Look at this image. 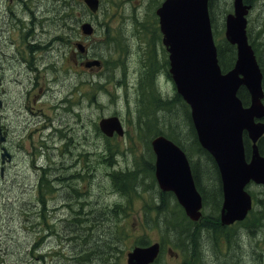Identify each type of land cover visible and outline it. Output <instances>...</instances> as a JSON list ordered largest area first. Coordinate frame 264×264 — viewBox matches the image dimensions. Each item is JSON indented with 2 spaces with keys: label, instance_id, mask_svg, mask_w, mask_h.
<instances>
[{
  "label": "rangeland",
  "instance_id": "rangeland-1",
  "mask_svg": "<svg viewBox=\"0 0 264 264\" xmlns=\"http://www.w3.org/2000/svg\"><path fill=\"white\" fill-rule=\"evenodd\" d=\"M161 1L100 0L99 10L96 14L91 15L82 0H69V4L75 7L73 13L69 11L70 16L85 17L86 19H88V16L105 18L106 23L104 26L108 27L107 32L94 35L95 41L103 40L99 46L100 54L105 59V67L108 72L104 78H99L96 74L90 77L92 81L95 78L101 79L104 84L95 88L92 86L93 83H90L89 86L85 84L81 90L79 89L81 94L79 98L83 100V103L89 100L92 93H95L99 100V103L97 102L90 109L88 104L85 105L84 119L93 122V120L97 121L104 116L115 114L121 118L125 133L123 137L100 138V141L93 140L92 142L88 141L87 131H82L81 128L58 133L60 129L64 130L66 125L72 126L74 123L78 125L76 115H81L74 113L71 109V106L77 103L78 99L76 96H71L67 98V100H70L68 105L70 109L67 111V109L63 110L61 108L62 110L57 114L59 125L55 132L56 147L49 149L41 146L37 152L28 143L23 142L21 145V142H19L20 148L15 149L16 164L11 167L9 176L5 179V184L0 183L2 185V188L0 186L1 260H19L18 257H22L19 253L20 249L27 245V240L32 238L30 236H34L36 251H38V253L35 252V255L43 258V263L46 261L47 264H64L58 261L56 255L60 249H65L63 252L69 253L75 261H83L85 252H88L94 253L95 256L99 255L104 259L107 258L108 262L113 264H126V253L139 242L145 241L149 244L159 239L164 244L160 264H264V195L260 193L259 188L254 186L249 188L258 207L255 216L246 222L235 223L228 227L225 233L229 242L224 237L203 236L198 247V258L194 260L191 259L190 253H188L185 237L169 231L171 229L163 223L162 213L157 212L155 209L158 189L143 163V160H151L152 162L148 141L152 135L159 131L170 134L183 143L186 151L194 161L196 159L195 151L194 147L189 144L190 135L187 129L185 111L178 113L176 107L170 103L165 119H161L157 115H144L146 108L136 96L135 87L124 85L121 82L118 83L117 70L127 65L130 73V60L135 59L132 53L137 47L135 43L138 38L150 40V31L153 26L151 22L156 18L155 9ZM231 2L232 0H213L211 11L212 30L214 39H217L218 42L223 37L221 24L225 15L230 11ZM256 11L258 12L257 9ZM257 12L248 15L247 31L251 35L259 31L258 29L264 31V15L261 18ZM55 59L57 62V77L70 79L72 76V74H69L72 66L71 55L58 50L55 53ZM70 87V83L58 84L56 86V97L58 98L59 94L61 97L58 99H66L63 97L67 91L65 88L69 89ZM166 92L171 93L169 84L166 85ZM58 138L62 140L59 142ZM69 138L71 139L70 142ZM106 148H109V154L107 155L105 152L106 158L110 155L112 161L110 166L102 164L98 156L96 159L90 160L94 155L105 156L103 153ZM68 149L70 155L67 156ZM51 158L70 161L73 168L79 170V174L81 171L84 172L82 181L74 184L78 188L81 200L84 201V208H88L91 196L92 206L108 203L124 210L125 214L118 221L120 226L113 235L116 241V249L111 250L110 255L107 256L101 249L93 250L89 246L88 243L96 235H92L87 230L88 226L79 224L75 219L62 222L67 216L64 212L61 213L63 210L51 218L53 224H48L42 220L37 222L36 219L35 227L29 224V221L32 220L24 216L22 207L17 209L16 212L12 211L11 203L15 202L17 207L20 206V203L14 197L22 200L26 199L27 201L30 196H35L34 189L29 186V183L33 181L34 174L32 170L35 162L38 163L41 159L44 164L46 161H50ZM198 166L201 176L205 178L210 175V167L204 160H198ZM133 168L137 173L135 186L138 188V192L132 190L128 196H124L116 190V186L107 184L103 180L106 178L105 173L108 171H128ZM25 182L26 186L24 187ZM57 186L55 201L59 207L61 205V207H65L64 204H67L68 208L78 206V196L73 202L71 198H65L66 191L57 195L58 190L65 188L64 185ZM111 191L116 192V194ZM50 196L51 194L45 198V201H49ZM3 203L9 204V207L1 206ZM161 206L167 207L166 213L170 214L168 216L169 220L173 221L176 207L170 201V198ZM209 212L210 209L203 210L204 215L209 214ZM201 222H205V217H202ZM8 224H10V227L7 228L6 225ZM62 225L67 232L68 239L59 241ZM39 230L41 231L38 232ZM9 241L11 242L10 245ZM182 245L183 247L180 248ZM168 249H171L172 253L169 254ZM180 252L185 254H180ZM174 254H178V256L174 257Z\"/></svg>",
  "mask_w": 264,
  "mask_h": 264
},
{
  "label": "flooded vegetation",
  "instance_id": "flooded-vegetation-1",
  "mask_svg": "<svg viewBox=\"0 0 264 264\" xmlns=\"http://www.w3.org/2000/svg\"><path fill=\"white\" fill-rule=\"evenodd\" d=\"M67 2L71 6L69 0ZM244 3L249 6V14H255L257 9L260 17L264 15V1L252 3L244 0ZM69 11L66 22L62 23L59 21L61 17L57 16L56 0H0V183L5 184L11 167L16 164L15 149L20 148L19 142L21 145L23 142L28 143L37 152L41 146L49 149L56 147L55 132L59 125L57 114L62 109L67 111L70 109L68 108L70 100L67 98L85 84L88 86L93 82L104 84L103 80L95 78L92 81L90 77L96 74L99 78H104L108 72L105 59L100 54L99 46L103 40H94L95 34L108 31V27L104 26L106 19H100L98 16H88V19L73 17ZM85 22H89L94 28L91 36H85L80 31V26ZM151 23L153 26L150 40L137 39L136 50L132 51L135 59L130 60V73L127 65L118 69L117 82L135 87L136 96L146 101L144 114L160 113L161 118L165 119L169 102H174L178 111L184 109L185 103L174 90L169 74L168 53L162 44L158 18H154ZM221 42L224 46L223 61L230 70L236 60V49L224 38ZM248 42L253 48L260 69L264 72V49L259 48V45L264 44V32L254 33L248 38ZM58 50L71 55L70 79L57 77L55 53ZM94 60L100 62L99 66H88L89 62ZM113 79L115 80L114 74ZM62 83H70L71 86L69 89L65 88L67 91L64 93L63 97L66 98L64 100L58 99L61 97L59 94L58 98L56 97V86ZM167 84L170 85V94L166 92ZM242 92L244 96H248L247 91ZM76 97L79 102L72 106L75 108L81 104L83 109L81 112H74L81 115L79 117L76 115L78 127L76 123H74L76 127L66 125L64 130L60 129L58 133L81 128L79 120L84 118V108L88 102L83 103L82 99ZM262 101L264 104V96ZM262 122L264 123V118ZM81 129L83 131V128ZM58 140L60 142L62 139ZM246 141L250 150L251 142L248 138ZM258 147L260 155L264 157V135L259 139ZM69 151L68 149L67 156L70 155ZM32 171L34 177L29 186L34 189V197L39 199L45 191V183L49 184L51 190L49 201L38 200L39 203L32 208V214L36 216L37 222H40L42 215H50L47 223L53 224L51 218L61 210H63L61 213L67 215L64 219L71 221L72 208H68L67 204H64L65 207H61L62 205L59 207L55 201L58 180L64 177L60 175L61 173L69 172L75 179L82 181L84 172L81 171L79 174V170L74 169L70 161L53 158L44 164L41 159L38 163L35 162ZM0 186L2 188L1 184ZM172 198L175 200L174 196ZM257 210V204L252 197L251 210L243 222L255 216ZM64 239L67 240L68 237ZM159 243L163 250L160 240Z\"/></svg>",
  "mask_w": 264,
  "mask_h": 264
},
{
  "label": "water",
  "instance_id": "water-1",
  "mask_svg": "<svg viewBox=\"0 0 264 264\" xmlns=\"http://www.w3.org/2000/svg\"><path fill=\"white\" fill-rule=\"evenodd\" d=\"M209 0H164L156 9L162 43L168 52L169 73L178 95L190 109L197 141L212 157L218 169L222 190L219 221L229 226L242 221L251 209L246 186L253 182L264 186V157L258 153L257 140L264 133L262 73L247 42L248 6L232 0V13L225 16V39L236 47L234 67L221 73L213 41ZM91 12L98 0H84ZM85 35L93 31L81 26ZM99 66L98 61L88 66ZM247 90L250 102L243 106L237 96ZM99 130L106 136H123L116 116L101 119ZM252 142L249 161L245 159L243 135ZM155 156L154 177L162 192H171L192 222L201 217L202 198L196 189L185 153L165 136L150 141ZM168 252H170L168 250ZM160 253L157 242L136 246L126 253V264H153ZM176 257V255H175Z\"/></svg>",
  "mask_w": 264,
  "mask_h": 264
},
{
  "label": "trees",
  "instance_id": "trees-1",
  "mask_svg": "<svg viewBox=\"0 0 264 264\" xmlns=\"http://www.w3.org/2000/svg\"><path fill=\"white\" fill-rule=\"evenodd\" d=\"M250 1V0H249ZM60 2L63 5V7L58 8V12L60 11L65 12V0H58V4L60 5ZM212 6H213V0L209 1V11H210V19L212 20L211 17V11H212ZM65 17V14H63ZM212 23V22H211ZM258 33H262L260 29H258ZM264 45L261 46V48ZM217 57H218V63L219 66L222 70V72H225L228 67L226 66L225 62L223 61V55H222V49H223V44H217ZM95 88L101 87V84L93 82V85ZM81 90V88H80ZM244 89L241 88L238 92V97L241 100L243 106H248L249 105V97L244 96L243 91ZM80 92L76 91L73 93V96H78L80 97ZM88 102V107L89 109L93 107L97 102L99 103V100L96 96L95 93H92ZM140 103L142 105H145L146 101L144 98L140 99ZM71 109L74 110V112H81L82 106L81 104H78L75 106H71ZM185 111V119L187 123V129L190 135V140L189 144H191L194 147L195 151V158L196 160L193 161L189 153L186 151L185 147L183 146V143L171 136L170 134L163 133L162 131H159L158 133L152 135L150 140L154 138L155 136L158 135H163L173 141L176 145H178L184 152H186V155L190 161L191 164V171L193 175V179L195 181V185L199 193L201 194L202 197V202H203V210L210 209L209 214L204 215L202 214L203 217H205V222H201V219L197 223L191 222L183 213L182 209L177 205L175 200L172 198L173 195L170 193H162L159 190H157V203L155 206V209L157 212L162 213L163 215V223L165 224L166 227H168L169 231L175 232L178 235H182L186 239V246L187 250L190 253V257L192 260L195 258H198V247L201 243V239L203 236L206 235H211L212 237H224L227 242H229V239L227 238V234L225 233V230L228 227H222L219 224L218 221V213L219 209L221 206L222 202V193H221V186L219 182V177L217 174V170L215 168V165L213 163L212 158L210 155L203 150L195 136L194 129L192 127V123L190 120V114H189V109L188 106L185 105L184 107ZM155 115V114H154ZM79 117V116H78ZM82 118V117H81ZM72 127H76V125H72ZM78 127V125H77ZM79 127L83 128V130L87 131V138L88 141L92 142L93 140L100 141V133L98 132L97 126H96V121H88L84 118L79 120ZM148 141V143L150 142ZM244 146H245V152L248 155L249 153V148H248V142L246 141V138H244ZM149 147V144H148ZM109 148H106L104 150V155L105 152L108 153ZM89 154V153H88ZM151 159H153V154L150 152ZM100 159V162L102 164H106L108 166L111 165L112 161L110 159V155L106 158V155H94L93 158H90V160L96 159V157ZM198 160H204L207 165H209V171L210 175L207 177H203L200 174V169L198 166ZM144 165L146 166L147 172L151 176L152 180L154 181L153 177V164L150 161H145L143 160ZM60 175H63L64 177L62 179L58 180V185H64L65 188H62L61 190L57 191V195H60L61 193L66 191L65 198H71L73 202L78 196V206H72L71 210V219H75L78 221L79 224L83 226H88L87 230L90 231L92 235H96V237H92V241H90L88 244L93 250H99L101 249L106 255H110V251L116 249V241L114 238V233L117 232L116 230L120 226L118 224L119 218L125 214L124 210L121 209L120 207L113 206L108 203H103L100 204V206H92L91 204V196H90V204L88 208H84L83 204L84 201L81 200V195L78 192V188L75 183L81 182L80 179H75L74 175L70 174L69 172H64L61 173ZM105 177L103 180L106 181L107 184H113L116 186V190L119 193H122L124 196H128L130 191L138 192V188L135 186L136 185V177L137 173L135 169H131L128 171H117V170H111L105 173ZM45 191L40 195L39 201L41 202L45 201V198L50 195L51 190L49 189V184L45 183ZM112 193L116 194V192L111 191ZM170 201L174 204L176 207V214H174L173 221L169 220V215L167 212V207L161 206L162 203L165 201ZM16 201L20 203V206L17 207L15 202L11 203V209L12 211H15L19 209L20 207L23 208V214L27 218H30L29 224L33 227H35V221H36V216L32 214V208L34 205L38 204L39 201L36 199V197L30 196V198L26 201L22 200L20 198L14 197ZM65 200L63 201V203ZM1 206H7L9 207V204L3 203ZM167 215V216H166ZM42 221H45L46 223L49 220V216L47 215H42L40 217ZM65 219H63L62 222H64ZM6 227H10V224L6 225ZM34 231V230H33ZM36 232V231H34ZM61 234H59V241L67 237V232L64 229V226L62 225ZM33 235V234H32ZM30 240H27V245L23 248L20 249L19 253L22 255L19 256V260H14V261H7V260H1L0 259V264H47L46 261L43 263V258H41L38 255H35L36 251V241L34 236ZM11 242L9 241V245ZM147 245L145 241H141L137 244V246H145ZM180 246V248H182ZM65 250V249H64ZM64 250H59L58 254V261L64 264H113L108 262L107 258H101L99 255H93L94 253H88L85 252V259L83 261H75L71 257L69 253H64ZM27 251V253H25ZM185 254L183 252H180V254ZM106 256V257H107ZM40 258V260H38ZM160 258L161 255L155 260L153 264H160Z\"/></svg>",
  "mask_w": 264,
  "mask_h": 264
},
{
  "label": "bare ground",
  "instance_id": "bare-ground-1",
  "mask_svg": "<svg viewBox=\"0 0 264 264\" xmlns=\"http://www.w3.org/2000/svg\"><path fill=\"white\" fill-rule=\"evenodd\" d=\"M33 3V2H32ZM51 12V11H50ZM53 14V13H52ZM50 16V15H49ZM48 16V17H49ZM50 18H52L51 16H50ZM45 19V18H44ZM52 20V19H51ZM56 25V24H55ZM63 28V27H62ZM42 33V32H41ZM52 37V36H51ZM54 40V39H53ZM52 47V46H51ZM40 53V52H39ZM127 81V80H126ZM137 87V86H136ZM133 90V89H132ZM139 108V107H138ZM144 129V128H143ZM201 213H203V209H201ZM137 246V245H136ZM254 258V257H253Z\"/></svg>",
  "mask_w": 264,
  "mask_h": 264
}]
</instances>
